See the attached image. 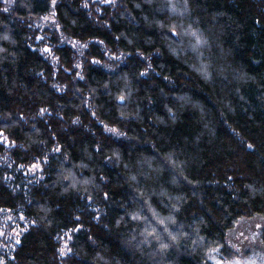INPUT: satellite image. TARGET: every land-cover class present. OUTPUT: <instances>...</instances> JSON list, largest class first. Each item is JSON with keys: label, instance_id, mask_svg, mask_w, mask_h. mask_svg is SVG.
I'll list each match as a JSON object with an SVG mask.
<instances>
[{"label": "trees", "instance_id": "16d2710c", "mask_svg": "<svg viewBox=\"0 0 264 264\" xmlns=\"http://www.w3.org/2000/svg\"><path fill=\"white\" fill-rule=\"evenodd\" d=\"M1 136L7 264H212L264 219V0H0Z\"/></svg>", "mask_w": 264, "mask_h": 264}, {"label": "rangeland", "instance_id": "374dc122", "mask_svg": "<svg viewBox=\"0 0 264 264\" xmlns=\"http://www.w3.org/2000/svg\"><path fill=\"white\" fill-rule=\"evenodd\" d=\"M5 8H9L13 0H3ZM106 3L113 0H105ZM35 27L39 29L37 36L38 42H46L47 30H54L60 34L61 41L70 45L78 52L84 46L76 41L61 36L59 26L56 22L53 12L48 13L35 22ZM50 47L44 45L42 52L46 57L56 62L52 58ZM0 142L5 146L9 143L3 136ZM41 171V164H34L23 169V173L27 177L37 178ZM29 222L19 213L0 209V264H7V260L11 258V254L15 246L19 243L22 233L29 227ZM264 228V219L259 216L253 218H243L238 221L236 226L229 230L226 235V245L228 253H220L219 250H213L208 256V260L212 264H264V243L261 240V230ZM70 233L61 236V256L68 253V241Z\"/></svg>", "mask_w": 264, "mask_h": 264}]
</instances>
